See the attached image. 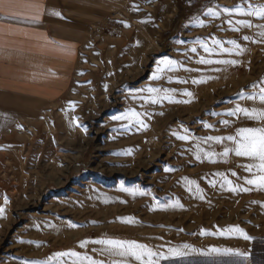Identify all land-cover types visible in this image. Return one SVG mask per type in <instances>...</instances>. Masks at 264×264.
Returning <instances> with one entry per match:
<instances>
[{"label":"rangeland","instance_id":"374dc122","mask_svg":"<svg viewBox=\"0 0 264 264\" xmlns=\"http://www.w3.org/2000/svg\"><path fill=\"white\" fill-rule=\"evenodd\" d=\"M248 3L264 6V0H130L89 25L70 93L54 103L21 104L19 115L0 124V207L6 209L0 218V264H43L69 250L97 264H124L102 245L79 247L84 240L105 239L187 253L160 264H264V190L248 186L247 193H233L220 187V174L247 186L243 166L250 161L234 153L227 161L220 155L216 162L204 157L235 147L227 140L205 143L206 137L236 136L241 128L264 126L242 114L226 115L237 102L264 110L259 101L238 95L264 81V20L223 11ZM210 7L219 18L204 15ZM196 18L203 27L195 25ZM240 20L253 26L242 28ZM214 39L225 47L231 40L240 43L242 55L223 57L240 63L198 64L204 52L195 42L212 47ZM161 59L176 60L178 70L153 80ZM193 79L207 82L193 84ZM148 87L190 102L152 104ZM185 90L191 98L182 94ZM129 110L141 113L147 127L112 120ZM209 124L213 128L205 127ZM173 133L187 134L189 140ZM185 178L199 185L205 199L188 191ZM157 201L182 207L164 210ZM131 218L133 223L121 222ZM225 250L245 255H224Z\"/></svg>","mask_w":264,"mask_h":264},{"label":"crops","instance_id":"0c3cea01","mask_svg":"<svg viewBox=\"0 0 264 264\" xmlns=\"http://www.w3.org/2000/svg\"><path fill=\"white\" fill-rule=\"evenodd\" d=\"M129 1L0 0V124L69 94L89 25Z\"/></svg>","mask_w":264,"mask_h":264},{"label":"snow or ice","instance_id":"6c2138e0","mask_svg":"<svg viewBox=\"0 0 264 264\" xmlns=\"http://www.w3.org/2000/svg\"><path fill=\"white\" fill-rule=\"evenodd\" d=\"M223 11L227 12L229 17L235 14L244 17H255L258 20H264V6L261 5H253L251 3H248L247 7L237 6L234 10L226 8ZM204 15L214 20L220 17V12L210 7L207 9ZM194 23L197 27L204 26V21L199 18H196ZM227 23L231 25L232 20L228 19ZM237 23L242 28H251L253 26L250 20H240L237 21ZM125 26L127 27L128 25ZM232 30L239 31L240 29L233 27ZM260 36L262 37L261 42H264V30L260 32ZM243 40L248 41L249 37L244 36ZM181 43H183V41H181ZM195 43L199 45V47L202 48L204 52V55H201L196 62L200 65H205V66H210V65L236 66L240 63L238 59H230L223 57H232V56L238 57L245 52V48L242 47V45L238 43L236 40H231L227 42L229 45H231L230 47H225V44L222 41L216 39L212 41V45H213L212 47H210L206 42L201 40H198ZM191 51L193 53H196L197 47H192ZM177 70H178V62L176 60L161 59L152 74V79L159 80L161 79L163 73L174 72ZM215 70L219 71V69H215ZM187 71H192V70L187 69ZM197 71H199V69H197ZM169 79H171V77H169ZM180 82L188 83L187 80ZM206 82H207L206 79H193L191 81V83L193 84H203ZM144 91L145 89L139 90V92L141 93ZM146 91L149 94L147 99L152 104L161 103L163 100H167L170 103L190 102V100L176 101L172 98L171 95L168 94L167 91L160 88L148 87ZM182 94L189 98H191L193 95L192 92L187 90H185ZM238 95L242 100H248L253 102L259 101L262 105H264V81H261L259 84L252 85L251 91H249L248 94L245 95L242 92V93H238ZM241 114L250 120L264 123V110H257L256 108L249 109L247 107H242L238 102L234 109L226 113L227 116H231V117H239ZM112 120L127 121L129 127L132 124L137 125L139 128L147 127V125L145 124L144 120L141 117V113L134 110H129L128 112H125L121 115H114L112 117ZM228 123H229L228 120H224V124L226 126L228 125ZM205 127L211 129L213 128V125L209 124V125H205ZM185 133H187V130H185ZM173 135L177 136V138L181 141L189 140V136L187 134L173 133ZM237 137H239V139ZM225 140L231 141L235 145V147L233 148L225 147L224 151L220 154H217L215 152H207L204 154V157L207 158L210 162H216L215 158L217 155H220L221 158L227 161L229 153H234L235 156L237 157L246 158L247 160L250 161V163L243 167L245 168V171L249 173V177L243 178L244 185L247 186H241L238 184H234L232 180H228L223 177V174H220L222 178V183L220 184V187H225L228 191L233 193H247L251 191V188L248 186H251L252 188H256L259 190H264V126L258 128L257 127L241 128L236 136H227V137L208 136L206 137L204 142L207 143L209 141H214L215 143L219 144ZM199 151L202 150H198V154L196 155L197 160L202 159L201 155L199 154ZM166 171L171 172L172 169H166ZM232 175L235 176L236 173H232ZM185 184L187 185L188 191L190 193L195 191L197 194H200L199 198L201 200L205 199L204 195L201 194V189L199 185L196 184L195 181L188 180L187 178H185ZM9 202L10 201L5 197L4 204L7 205ZM157 205L164 210L175 209L176 207H182V205H179L178 202L176 201H172L170 204H164V205H160L159 201H157ZM5 212H6L5 207H0V218H4ZM121 222L133 223L134 218L128 220H122ZM70 226L73 228L79 227L74 223L71 224ZM229 231L239 232L243 239L251 240V237L248 236L246 233H243L242 230L239 228H232L229 229ZM89 243L102 245L103 250L107 251L110 255H117L124 258V264H132V262H134V264H160L161 261H166L174 258H182L187 254L186 251L182 249L169 248L167 250V253H165L164 251H162L163 246H161L160 249H150L148 248L147 245L140 244L135 241H118L111 239L92 240V241L84 240L80 243L79 247L86 249ZM213 251L215 252L217 250L213 249ZM168 253H171V255H168ZM222 254L235 255V256L245 255L244 253L230 252L228 250H225V252ZM22 264H27V262L26 261L22 262ZM43 264H97V261L92 259L86 254L82 255L81 253H78L76 251L69 250V251L55 253L52 257L48 259V261L43 262Z\"/></svg>","mask_w":264,"mask_h":264}]
</instances>
